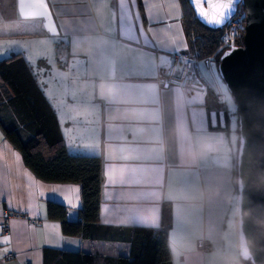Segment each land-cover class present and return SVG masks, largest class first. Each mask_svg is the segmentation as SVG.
<instances>
[{
    "label": "crops",
    "instance_id": "obj_1",
    "mask_svg": "<svg viewBox=\"0 0 264 264\" xmlns=\"http://www.w3.org/2000/svg\"><path fill=\"white\" fill-rule=\"evenodd\" d=\"M182 16L181 0H0V59L21 52L67 151L101 160L99 217L86 223L80 185L40 179L0 128V264H54L62 251L116 264L120 246L129 252L125 229L160 227L165 202L172 264H245L234 231L235 103L216 78H204L205 91L157 82L173 53H191ZM48 202L64 206L77 233L63 232Z\"/></svg>",
    "mask_w": 264,
    "mask_h": 264
},
{
    "label": "trees",
    "instance_id": "obj_2",
    "mask_svg": "<svg viewBox=\"0 0 264 264\" xmlns=\"http://www.w3.org/2000/svg\"><path fill=\"white\" fill-rule=\"evenodd\" d=\"M183 24L191 53L206 62L217 65L224 44L225 26L219 29L200 23L187 0H181ZM236 15L242 17L239 6ZM243 29L236 39L242 43ZM65 45H55L56 55L61 56ZM40 64L46 65L44 60ZM2 85L5 87L3 89ZM6 98V99H5ZM236 149L238 146L237 106ZM0 128L20 151L22 159L40 179L50 182H73L81 187L82 206L80 218L86 223H96L101 197V160L98 155L71 154L67 151L56 112L46 98L36 75L21 52H13L0 59ZM236 184V172H235ZM48 215L57 218L65 233H77L79 223L66 219L63 205L48 202ZM171 207L162 205L161 226H131L119 237L129 244L127 255L117 257L116 264H172L167 232L170 226ZM54 264H94L90 254L62 251ZM246 264V263H245Z\"/></svg>",
    "mask_w": 264,
    "mask_h": 264
},
{
    "label": "water",
    "instance_id": "obj_3",
    "mask_svg": "<svg viewBox=\"0 0 264 264\" xmlns=\"http://www.w3.org/2000/svg\"><path fill=\"white\" fill-rule=\"evenodd\" d=\"M196 19L207 27H224L244 10L241 44L227 47L217 61V72L237 106L238 146L235 158V246L246 264H264V0H232L222 23H208L198 14L208 4L187 0ZM247 248L249 258L242 251Z\"/></svg>",
    "mask_w": 264,
    "mask_h": 264
},
{
    "label": "built area",
    "instance_id": "obj_4",
    "mask_svg": "<svg viewBox=\"0 0 264 264\" xmlns=\"http://www.w3.org/2000/svg\"><path fill=\"white\" fill-rule=\"evenodd\" d=\"M225 27L223 39L225 41L224 44L229 47L230 45L236 44V39L240 36L241 29L244 27L242 17L235 14ZM198 63V58L192 53L185 54L175 52L171 55L170 64L159 73L157 82L161 86L176 84L183 89L191 88L205 91L208 87V83L201 74ZM224 97L225 95L222 92H217V98L219 100H223ZM6 218H9L8 214ZM2 227L4 230L7 229V221L2 223ZM197 248L200 250L206 249L203 240L197 242Z\"/></svg>",
    "mask_w": 264,
    "mask_h": 264
},
{
    "label": "snow or ice",
    "instance_id": "obj_5",
    "mask_svg": "<svg viewBox=\"0 0 264 264\" xmlns=\"http://www.w3.org/2000/svg\"><path fill=\"white\" fill-rule=\"evenodd\" d=\"M197 0H193V6H196ZM202 3L207 4L208 0H201ZM231 5L232 0H227V2H219V3H211L208 4V8L210 11H204L202 8L198 10V14L201 16L202 19H204L208 23H216L220 24L222 23L223 19L226 18L228 12L231 11ZM35 7L39 9H43V11H40L37 13V15L43 16L47 12V6L43 2H40L39 4L35 5ZM54 31V26L51 29ZM109 92H112V89H109ZM111 178V177H110ZM141 219V218H136ZM242 255L244 258H249V253L247 248H244L242 251Z\"/></svg>",
    "mask_w": 264,
    "mask_h": 264
},
{
    "label": "rangeland",
    "instance_id": "obj_6",
    "mask_svg": "<svg viewBox=\"0 0 264 264\" xmlns=\"http://www.w3.org/2000/svg\"><path fill=\"white\" fill-rule=\"evenodd\" d=\"M198 66H199V70H200L201 74L204 76V78L211 83L213 81H215V78H216V80H218L219 83L222 85V88L226 94L227 100L231 101L232 103H235L232 99L231 94L227 90L225 83L223 82V80L218 75L215 63L211 60L206 63V60L201 59V60H199ZM235 106H236V104H235ZM118 251H119L120 255H126L127 254L126 247L120 246L118 248Z\"/></svg>",
    "mask_w": 264,
    "mask_h": 264
}]
</instances>
